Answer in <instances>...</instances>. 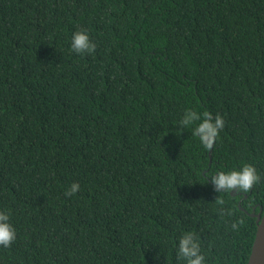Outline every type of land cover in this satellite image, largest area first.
I'll list each match as a JSON object with an SVG mask.
<instances>
[{
  "label": "trees",
  "instance_id": "16d2710c",
  "mask_svg": "<svg viewBox=\"0 0 264 264\" xmlns=\"http://www.w3.org/2000/svg\"><path fill=\"white\" fill-rule=\"evenodd\" d=\"M78 28L93 54L70 51ZM185 108L224 117L211 148L179 131ZM244 162L261 174L246 197L214 193L208 173ZM240 200L264 209V0H0V208L17 228L0 264H177L184 230L208 264H247Z\"/></svg>",
  "mask_w": 264,
  "mask_h": 264
},
{
  "label": "clouds",
  "instance_id": "9594fccd",
  "mask_svg": "<svg viewBox=\"0 0 264 264\" xmlns=\"http://www.w3.org/2000/svg\"><path fill=\"white\" fill-rule=\"evenodd\" d=\"M97 44L86 28H78L71 33L69 49L78 56L91 55L96 51ZM179 131L191 128V134L206 149L211 148L218 140L220 132L225 127V119L219 113L198 112L193 108H185L177 122ZM194 125V127H192ZM207 182L213 186L214 193L247 194L261 180V174L256 166L244 162L238 168L215 170L208 173ZM80 184L74 181L65 190V196L78 192ZM221 218H232L228 221L231 230H237L240 223L234 217L231 208L219 210ZM17 239V228L12 221L10 210L0 208V248L7 249ZM175 258L177 264H208L206 253L202 251L201 240L192 230H184L176 238Z\"/></svg>",
  "mask_w": 264,
  "mask_h": 264
},
{
  "label": "water",
  "instance_id": "95a60500",
  "mask_svg": "<svg viewBox=\"0 0 264 264\" xmlns=\"http://www.w3.org/2000/svg\"><path fill=\"white\" fill-rule=\"evenodd\" d=\"M235 194V193H231ZM246 197V194L244 195ZM241 209L246 211L250 216L256 218L257 230L253 242L252 250L247 264H264V209L260 208L259 212H248L242 205L241 200L238 202Z\"/></svg>",
  "mask_w": 264,
  "mask_h": 264
},
{
  "label": "flooded vegetation",
  "instance_id": "af4514ba",
  "mask_svg": "<svg viewBox=\"0 0 264 264\" xmlns=\"http://www.w3.org/2000/svg\"><path fill=\"white\" fill-rule=\"evenodd\" d=\"M255 209V206L253 207V210ZM259 212V211H258Z\"/></svg>",
  "mask_w": 264,
  "mask_h": 264
}]
</instances>
